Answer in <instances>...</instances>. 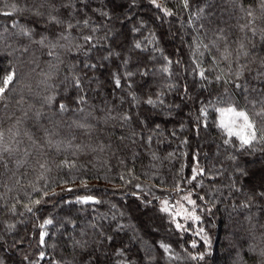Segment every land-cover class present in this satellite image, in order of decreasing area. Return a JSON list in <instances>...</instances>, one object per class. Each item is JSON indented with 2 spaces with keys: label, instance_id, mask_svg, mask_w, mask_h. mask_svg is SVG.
Masks as SVG:
<instances>
[{
  "label": "trees",
  "instance_id": "obj_1",
  "mask_svg": "<svg viewBox=\"0 0 264 264\" xmlns=\"http://www.w3.org/2000/svg\"><path fill=\"white\" fill-rule=\"evenodd\" d=\"M15 2H0V12L11 11L10 5ZM158 2L175 15L165 16L149 0H86V4L72 0L76 7L71 15L67 9L60 10L62 18H71L74 24L89 18L90 26L84 28L81 24L74 28L71 43L60 41L66 47L56 49L63 60L58 80L65 76L70 80L75 72L81 78L90 106L98 110L105 107L107 100L109 105L116 106L117 112L122 109L132 117L126 122L117 119L101 123L91 137L67 127L78 114L69 111L57 115L42 107L40 97L46 94H54L56 102L69 103L71 107L76 90L71 85L65 90L61 83H56L54 93L45 89L42 82L51 71L49 65L53 60L47 55L49 49L20 40L12 25L15 22L35 28L37 40L41 35L52 39L59 29L43 22L32 23L33 18L27 14L0 15V77L11 69L17 74L8 107L0 105V129L12 128L21 120L19 139L28 144L25 131L46 141V130L53 129L55 120L60 125L59 134L51 139L61 145L60 151L48 145L40 150L38 158L46 162V170L29 159L20 169L14 163L10 165L16 173L14 177L9 178L11 173L3 177L7 185L0 186L3 264H87L89 253L94 257L93 264H264V197L258 195L264 192V148L257 144L251 151H240L225 145L227 137L218 128V114L214 111L219 97H230L241 106L247 101L238 90L232 95V85L215 82L220 69L227 72L224 65L208 73L212 81L209 83L186 70L196 58L193 45L198 37L193 28L200 21H192L189 26L190 13L182 8L180 0ZM210 2L216 24L226 29L230 40H235L241 35L238 24L244 22L242 13H235L230 4H222L221 0ZM244 3L256 7L255 0ZM101 9L109 13V18L100 15ZM93 27L95 32L91 31ZM83 34L93 35L98 46L87 53L75 48L68 52L72 43L83 44L78 40ZM136 42L142 44L143 51L134 48ZM249 47L256 63L249 62L251 71H245V83L255 88L252 95H257L264 88V77L258 72L260 59L264 58V42L257 39L254 48ZM109 51L110 59L102 60ZM164 57L173 61L171 78L160 71L166 65ZM201 59L211 68L212 57L207 51ZM85 62L98 67L84 68ZM232 67L237 69L240 65ZM128 70L135 75L130 81L122 78L123 88L115 89L112 73ZM142 70H148V75H140ZM128 83L132 84L131 89L127 88ZM168 84L174 87L169 89ZM129 92L135 93L138 105H132ZM149 96L157 100V107L144 103ZM202 106L209 112L207 127L197 123ZM37 111L43 114L40 118L33 115ZM84 144L89 147H81ZM96 146L103 147V151H93ZM30 151L35 155V148ZM194 156L206 172L197 177L199 184L188 183ZM22 172L26 174L21 176ZM41 176L44 178L40 179ZM33 185L41 191H34ZM176 185L183 191L177 192ZM45 191L46 202L32 205L31 201L41 198ZM189 192L200 208L210 211L198 209L199 225L188 222L189 231H177L170 216L161 211L160 203L172 202ZM85 196L98 203H79ZM201 196L204 200L199 199ZM245 203L248 207H242ZM24 205L32 206L33 211L28 212ZM47 219H52L53 224L42 228ZM197 227L203 228L210 248L195 235ZM42 231L48 232L43 247L39 243ZM77 240L87 242L86 249H74ZM192 241H196V248L191 247ZM162 243L171 251L165 253L160 247ZM40 252L45 253L44 260H39ZM201 253L204 260L191 259V255Z\"/></svg>",
  "mask_w": 264,
  "mask_h": 264
},
{
  "label": "snow or ice",
  "instance_id": "obj_2",
  "mask_svg": "<svg viewBox=\"0 0 264 264\" xmlns=\"http://www.w3.org/2000/svg\"><path fill=\"white\" fill-rule=\"evenodd\" d=\"M4 2V0H0ZM86 4V0H82ZM135 2V0H133ZM149 2L157 9H159L165 16H173L175 13L169 8L163 6L158 0H149ZM222 4H230L235 13H242L241 19L243 23L238 24V31L241 33L235 40H230L229 34H227L226 29L216 24L215 12L212 11L213 5L210 0H201V3H194V0H180L182 8L190 13L189 15V26H191L192 21H200V23L193 28V31L197 33V39L194 41L193 56L196 57L192 59L191 65L187 71H190L194 76H197L201 81L205 83L212 82L211 77L208 75L210 71L215 69H220V65H224L227 69V72L224 69H220V74L215 76V82L223 83L225 85L233 86L232 95L236 94L238 90L242 94V98L247 101L246 104L241 106L239 101H232L229 97L225 99L224 97L218 98V103L214 106V111L218 114V128L224 133L227 137L224 140V144L232 147H236L240 151H251L254 149L255 145L260 144L264 148V88H262L257 95H252L256 92L255 88H249L245 83V71H251L248 67L249 62L255 64L256 59L254 58L253 49L249 47L252 45L254 48L255 41L259 39L261 42H264V0H255L256 7L253 8L244 3V0H221ZM9 5L6 4V7ZM11 11L0 12V15L4 16H15V15H24L27 14L31 16L32 23L43 22L47 25H52L59 29V32L56 33L52 39H49L48 36L41 35L40 39H35L36 30L35 28L13 23L12 27L17 29L14 33L20 40H26L28 43H38L42 47L48 48L47 55L53 57V60L50 62L51 71L45 74V80L42 82L45 89H50L52 92H55L56 83L63 84L65 90L69 85L76 90V95L72 98V106L70 107L69 103L65 102H56L54 94H46L40 97L42 101V107L51 109L57 115L62 113H67L71 111L74 114H78L76 119L72 121L71 124L67 125L69 129H74L80 133H83L86 136L91 137L93 132L99 130L101 123L107 124L111 121L119 119L121 122L130 121L132 119L129 113L124 112L122 109L117 112L116 106L114 104L109 105L107 100H105V107L96 109L94 106H90L88 103L87 92L84 88V85L81 81L79 75L73 72L72 78L69 80L68 76H65L62 80H58L60 67L59 65L63 63V60L60 58L59 54L56 52V49L65 48V44H61L60 41L72 42L73 37L71 35L72 30L79 25H83L84 28H89L90 19L85 17L82 20H76L75 24L72 22V19L62 18L63 14L61 9H67L69 15H71L73 8L76 6L72 3V0H16L15 3L10 5ZM100 15L105 18H109V13L100 10ZM259 22V23H258ZM92 32L96 31V28H91ZM136 31V29H134ZM107 37V34H105ZM82 40L83 44L79 42L72 43V47H68L67 51L72 52L73 48L84 53L90 52L92 49L96 48L98 45L94 42L93 35L83 34L78 38ZM207 41V42H206ZM233 44L236 45L233 48ZM135 49L144 50L140 42L134 44ZM207 51L208 54L212 57L210 64L211 68L206 67L201 59L204 56V51ZM27 51V48L24 49ZM112 53L109 51L108 55L101 57L102 60L110 59ZM166 65L163 66L160 71L171 78L170 65L173 63L172 60L164 57ZM177 64L180 61H176ZM124 64H127V61H124ZM233 64H239L240 67L233 69ZM103 66V64L99 65ZM84 68L95 69L98 67L96 63H87L83 64ZM259 76L264 77V58L260 59L259 62ZM135 73L131 70H128L121 74L119 71L112 73V81L115 89H122V78L124 80L130 81ZM140 75H148V70L140 71ZM16 71L14 69L9 70L7 74L0 77V105L4 108L8 107L10 101L9 93L15 89L16 81ZM92 81L90 80L89 83ZM169 89L173 88L174 85L168 84ZM127 88L131 89L132 84L128 83ZM185 93L187 89L185 88ZM162 94V93H161ZM158 94V97L159 95ZM131 96L132 105L136 106L139 104V99L135 93L129 92ZM227 95V93H226ZM23 100V97H21ZM19 103V101H18ZM120 103L123 104V98H121ZM144 103L150 105L151 107H157V100H154L151 96L147 97L144 100ZM160 104H163V100H159ZM206 103H211L208 101ZM53 105H55L53 107ZM87 107V111H86ZM178 107V106H177ZM27 116L28 114L25 113ZM36 118H40L43 114L40 111H37L33 114ZM209 115L208 109L206 106H202L199 110V115L197 117V123L203 124L204 127H207L206 120ZM201 117L204 119L201 120ZM95 120V123H93ZM22 123L21 120H17L15 125L12 128L7 130L0 129V186L6 187L7 185L3 183V177L6 173H11V177L16 175L15 172L11 170L10 165L13 163L16 165L17 169L25 167L29 159L35 160L41 169L46 170V162H43L38 157L42 154L41 149L45 148V145L51 146L54 150L60 151L61 145L59 143L54 144L51 137L58 135V129L60 125L56 123L55 120L52 121L53 129L46 130V135L49 137L46 141L43 139H38L34 135H29L27 131L23 133L27 137L30 143L25 144L22 139H19L21 136L20 128L18 127ZM175 133H173L174 135ZM235 138V140H233ZM151 138H149V142ZM238 141V145L236 144ZM187 143V141H184ZM71 145V140H69V146ZM81 147L88 148L87 144L82 145ZM30 148H35L36 153L33 154L30 151ZM46 150V149H45ZM80 149L77 148V151ZM93 151L100 150L103 151V147L96 146L92 148ZM234 158V157H233ZM194 166L192 167V175L188 183L192 181H197L198 176H204L206 174L205 169L200 167V162L198 157L194 156ZM62 167L64 165H61ZM26 173H21V176ZM241 174H244L243 172ZM44 177L41 176L40 179ZM16 183H20V180H16ZM199 184L200 182L197 181ZM34 191L40 192L41 189L36 188L35 185L32 186ZM10 190V189H9ZM72 191V189H68ZM176 191L181 192L183 189L176 185ZM259 196L264 197V192L258 193ZM48 193L45 191L42 194L41 198L34 199L31 201V204L34 206H39L41 203L46 202ZM2 199V197H0ZM200 200H204V197H199ZM183 201V202H181ZM79 203L87 204L89 202L98 203V201L93 200L91 196H85L81 198ZM185 203L190 207H185ZM163 207L161 208L162 212H165L171 216V223L175 225L177 231H189L191 225L186 226L185 223H181L177 220V217L180 220L185 222L191 221L193 224L199 225L201 222V216L198 214L199 211H210V209H203L197 204V201L192 199L191 192L181 197V200L176 202L175 210H172V206L169 205L167 200L163 201ZM28 212L33 211V207L29 205H24ZM242 207H248V204L245 203ZM12 210H15V205L12 206ZM53 224L52 219L44 220L41 224L42 228H47ZM9 227H14V225H9ZM195 235L201 237L208 244L207 236L204 235V230L202 227H197L195 230ZM48 236L47 231H42L39 234V243L40 246H45L46 237ZM87 247V242H81L79 240L74 241L73 248L80 249L83 251ZM160 247L165 253L171 251L170 247L166 244H160ZM192 248L197 247L196 241H192ZM121 254V253H117ZM264 255V253H262ZM171 258V257H170ZM205 255L201 253L199 255H191L193 260H204ZM25 259H28L25 257ZM45 259V253H39V260ZM94 257L91 253L88 254L87 264H93ZM0 264H3V261L0 260ZM31 264V262H30Z\"/></svg>",
  "mask_w": 264,
  "mask_h": 264
},
{
  "label": "rangeland",
  "instance_id": "obj_3",
  "mask_svg": "<svg viewBox=\"0 0 264 264\" xmlns=\"http://www.w3.org/2000/svg\"><path fill=\"white\" fill-rule=\"evenodd\" d=\"M183 195H179V196H177L172 202H169V205L170 206H172V210L174 211L175 210V205H176V202L177 201H179V200H181V197H182ZM163 201H165V200H163ZM163 201H161V203H160V207L162 208L164 205H163ZM181 202H183V201H181ZM185 207H190L189 205H187L186 203H185ZM169 215V214H168ZM170 216V215H169ZM170 219H172L171 218V216H170ZM177 220L179 221V222H181V223H188V222H191V221H188V222H185V221H183V220H180V218L179 217H177ZM175 226V225H174Z\"/></svg>",
  "mask_w": 264,
  "mask_h": 264
}]
</instances>
